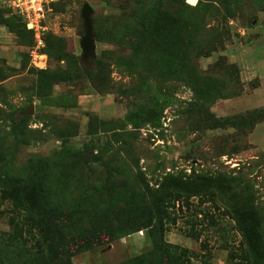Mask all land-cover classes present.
<instances>
[{
    "label": "rangeland",
    "instance_id": "374dc122",
    "mask_svg": "<svg viewBox=\"0 0 264 264\" xmlns=\"http://www.w3.org/2000/svg\"><path fill=\"white\" fill-rule=\"evenodd\" d=\"M43 25L0 0V264H31L37 216L71 264H264V0H56Z\"/></svg>",
    "mask_w": 264,
    "mask_h": 264
},
{
    "label": "trees",
    "instance_id": "16d2710c",
    "mask_svg": "<svg viewBox=\"0 0 264 264\" xmlns=\"http://www.w3.org/2000/svg\"><path fill=\"white\" fill-rule=\"evenodd\" d=\"M28 30L32 31L31 29H28ZM32 221L41 239H38L36 241L35 248H37L36 249L37 255L35 256L34 255L35 253L31 254L32 257H34L32 258L31 264H71L70 258L73 255V253L78 250H72V248H70L67 245H61L59 240H57L54 236H52V238L51 237L48 238L46 236L45 230H43L39 216H37L35 220L32 219ZM114 237H115L114 231L109 226V229L104 232L99 244L109 243L113 240ZM46 245H48V249H46L48 252L45 255H43L42 252L43 250H45ZM73 247L75 246L73 245ZM83 247L88 248L90 246L87 245ZM23 254L25 253L23 252ZM177 259L179 263L180 258H177ZM26 261L27 259H25V261H23L22 264H28L26 263ZM1 264H3L2 261H1Z\"/></svg>",
    "mask_w": 264,
    "mask_h": 264
},
{
    "label": "built area",
    "instance_id": "2783aa9c",
    "mask_svg": "<svg viewBox=\"0 0 264 264\" xmlns=\"http://www.w3.org/2000/svg\"><path fill=\"white\" fill-rule=\"evenodd\" d=\"M56 0H9V4L21 13L27 27L31 30L44 29L47 10Z\"/></svg>",
    "mask_w": 264,
    "mask_h": 264
},
{
    "label": "water",
    "instance_id": "95a60500",
    "mask_svg": "<svg viewBox=\"0 0 264 264\" xmlns=\"http://www.w3.org/2000/svg\"><path fill=\"white\" fill-rule=\"evenodd\" d=\"M93 13V8L89 3H85L82 8V18L84 23L85 34L82 38L81 45L84 49V56L88 57L92 51V41H93V23L91 15ZM33 106L31 105L26 112L30 113L33 111ZM153 144L155 141H151Z\"/></svg>",
    "mask_w": 264,
    "mask_h": 264
},
{
    "label": "bare ground",
    "instance_id": "6f19581e",
    "mask_svg": "<svg viewBox=\"0 0 264 264\" xmlns=\"http://www.w3.org/2000/svg\"><path fill=\"white\" fill-rule=\"evenodd\" d=\"M187 2L191 5H196L198 3V0H187Z\"/></svg>",
    "mask_w": 264,
    "mask_h": 264
}]
</instances>
